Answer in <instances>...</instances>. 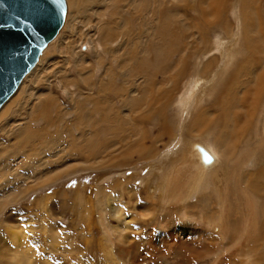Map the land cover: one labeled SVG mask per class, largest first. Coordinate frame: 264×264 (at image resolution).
Instances as JSON below:
<instances>
[{
  "label": "rangeland",
  "instance_id": "rangeland-1",
  "mask_svg": "<svg viewBox=\"0 0 264 264\" xmlns=\"http://www.w3.org/2000/svg\"><path fill=\"white\" fill-rule=\"evenodd\" d=\"M65 2L62 30L0 111V241L6 226L23 225L36 264H264V99L256 109L248 95L264 66V0H228L217 26L211 0ZM246 25L254 53L243 44ZM236 50L227 87L212 82ZM230 86L231 157L222 155L223 169L209 177L221 183L218 195L206 186L185 203L162 198L164 161L193 142L216 145V130L193 122L203 108V116L220 114ZM102 196L124 210L129 243L111 235L116 222ZM143 206L149 216L141 217Z\"/></svg>",
  "mask_w": 264,
  "mask_h": 264
},
{
  "label": "bare ground",
  "instance_id": "bare-ground-1",
  "mask_svg": "<svg viewBox=\"0 0 264 264\" xmlns=\"http://www.w3.org/2000/svg\"><path fill=\"white\" fill-rule=\"evenodd\" d=\"M262 2L260 4L261 7H263V5H264V3H262ZM227 5H228V0H211V2L209 3V8H210V6L213 9L215 8L214 9L215 14H212L210 16L213 19L211 22V25L217 26V25H215V23L220 21L221 15L227 9V7L225 8V6H227ZM260 5H258V6H260ZM245 7L243 6V8H245ZM203 14H205L204 10H203ZM252 14H253V12H252ZM247 15H248V13L243 10V16H246V18H245L246 20H247ZM205 16L206 15H204V17ZM207 17H208V15H207ZM207 17H205V18H207ZM248 28H249V25H246V28L243 32V38H242L243 44L245 46H247V45L249 46V52H253L254 47H256V43L252 39V31H249ZM260 31H261V29H260ZM168 36H169V34H168ZM257 36H259L261 39L260 35H257ZM241 42H242V40H241ZM216 44L218 46L217 49L219 51V49L222 48L225 43H223L222 40L219 39V42L218 43L216 42ZM251 46H252V49H251ZM257 51L261 52V51H263V48H262V50L257 49ZM237 54H238L237 50L234 52L232 51L230 53L231 59L227 60L226 63L222 66L220 73L212 75L213 76L211 79L212 82L216 80V81H218V84H220V81L222 80L221 81L222 82L221 87L225 88L230 76H227V78L225 80H224V76L227 75L230 68L234 66L233 61L235 60V57H237ZM257 57H258V55H257ZM258 58L260 59V57H258ZM182 59L183 58H181V60ZM244 62L247 63L246 60H244ZM242 63H243L242 61L238 60L235 64L233 71H231V73H235L236 69L239 68L240 66H242L241 65ZM259 65H261V64H259ZM207 66H208V64H207ZM210 67H209V70H210ZM203 70L208 72V67H205V69H202L201 73H203ZM253 72H255V71H253ZM201 73L198 74L199 80H200V77H203V75H201ZM199 80L194 79L192 81L191 88H189L191 92H194L195 90H197L198 85H199V82H198ZM249 85H250L249 86L250 89L248 90V95H250L252 97V99L254 100V105H252V106H255L256 109H259L260 104L262 103V100L264 99V66L262 68V71L257 75V77L252 79L249 82ZM20 86L18 87V89L16 90L15 93H17V91L20 89ZM213 88L214 87L212 85V87L210 88V90L208 92H211L213 90ZM227 90H229V91H227ZM206 91H207V89H206ZM206 91H205V95L207 94ZM231 91H232V89L230 86L229 88L226 89L225 92L221 93L222 95L220 98H221V100H223V103L222 104L217 103V105H220L219 108L222 109L220 114H217V116H211V115L210 116H203L202 114L207 115L205 112L206 111L205 108H203L201 110L202 114H200L198 117H196V119H198L199 122H193L196 130L200 129L202 132H204L206 134H208V132H210L211 130H212L211 133L213 132V130H216V134L214 136V139H215L214 145L215 144L216 145L213 146L208 142L206 144H203L200 142H193V143L189 144V146L191 145V147L187 146L188 147L187 151H185V152L179 151L177 153L176 160L172 159L171 161H169V163L166 162L167 160L164 161L163 175H162L163 182L161 184V197L162 198L168 197L169 198L168 200L171 202L177 201L180 203H185L188 200H191V198L193 196H196L198 193L205 192L207 187H209V186H212L214 188L213 192L216 195H218L219 185L221 183L218 182V183H220L219 185H218V183H216V184L212 183L209 181V177L210 176L216 177L218 171L223 169V166L221 164L222 155H225V158L227 161L230 160V157H231V155H230L231 141L226 140V135L231 134L230 132H228V130H229L228 123H231V124L233 123V122H226L227 121L226 119L230 115L227 111V107H231V105H232V102H229L227 100L228 97L226 95L230 94ZM14 94L12 96H14ZM191 98L192 97H190V96H185L181 99V101H180L181 108H182L181 114H183L187 110V107L189 105ZM8 101H6V103ZM199 103H202V99L200 100ZM215 104H216V100H215ZM3 106H4V104H3ZM2 107L0 108V111L2 110ZM244 114H245V112L243 111L239 115L241 117H243ZM251 116H252V118H251L250 122L248 120H247V122H244L245 125L242 129L243 134H245L246 131L250 130L251 122H253L252 119L255 117V115L251 114ZM225 117H227V118L225 119ZM245 118H246V116H245ZM217 121H219V122H217ZM223 121H225V124L222 123ZM202 123H204L208 126L203 127ZM220 124L221 125L223 124L224 129L222 128V126H219ZM234 125L235 124H233L231 126L232 127L231 129L233 132H235L234 131V127H235ZM218 127L222 128V130H224V131L219 132ZM262 129L264 130V122L262 124ZM243 137H245V136H243ZM158 139H159V137H158ZM129 150H130V148H128L127 150H124V152L123 151L120 152V153H122L121 156L123 155V157L126 160L129 159L128 156L126 155L127 151H129ZM220 151L223 153L221 154ZM137 152L139 153L140 151H137ZM144 152L154 154L152 152H155V150H152V148L150 150H148V149L145 150V148H143V151L141 153L143 154ZM131 157H132V155H131ZM119 158H121V157H119ZM222 160H223V158H222ZM126 164H128V163H126ZM258 171L260 172L261 175H262V173H264V171H262V168H258ZM228 173L229 172H227V171L224 172V174H228ZM222 177H225V175H222ZM213 181H214V179H213ZM247 186H248V188H250L252 186V184L248 183ZM207 193H209V191H207ZM214 193H212V194H214ZM204 196H205V193H204ZM220 196L225 197V195L221 194V193H220ZM225 201H227V198H225ZM225 201H224V203H225ZM99 203H100V207L104 208V210L106 212L105 214L111 215L113 217L114 221L116 222L115 228L114 229L112 228V230L116 231V234L114 233L115 231L111 232V235L113 237H115V241L120 242L122 244L129 243L130 241L128 240V236H127L128 233L125 231V230H128V224H126V220H125L126 217L124 215V210H122L118 206L117 207L113 206L111 200L107 196L106 197L104 196V198L102 196V199L99 201ZM226 207H228V205H223L222 210L225 209ZM107 210H108V212H107ZM263 210H264V208H263ZM150 214H151V212L149 210H147L146 207L143 206L141 208V211H140L141 217H146V216H149ZM217 214H219L218 211H217ZM101 218L104 220L105 216H102ZM223 223H225V222H223ZM258 228H262V230L257 232V242L259 244H263L264 243V222ZM5 234L7 235V240L0 241V264H36L35 263V258H36L35 250L36 249L34 250L30 247L28 239H27L28 238L27 237V230L23 227V225H19V223L17 225H13V223H11V225L6 226ZM49 234H50V232H49ZM51 237H52L51 239H53L55 241L56 234L53 230H51ZM115 241H114V243H115Z\"/></svg>",
  "mask_w": 264,
  "mask_h": 264
},
{
  "label": "water",
  "instance_id": "water-1",
  "mask_svg": "<svg viewBox=\"0 0 264 264\" xmlns=\"http://www.w3.org/2000/svg\"><path fill=\"white\" fill-rule=\"evenodd\" d=\"M65 0H0V108L62 30Z\"/></svg>",
  "mask_w": 264,
  "mask_h": 264
}]
</instances>
